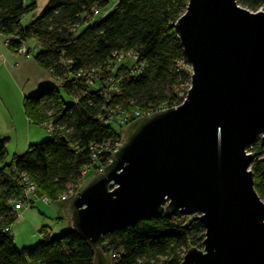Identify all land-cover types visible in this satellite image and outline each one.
Returning a JSON list of instances; mask_svg holds the SVG:
<instances>
[{
	"label": "trees",
	"instance_id": "obj_1",
	"mask_svg": "<svg viewBox=\"0 0 264 264\" xmlns=\"http://www.w3.org/2000/svg\"><path fill=\"white\" fill-rule=\"evenodd\" d=\"M188 2L50 0L38 16L26 21L24 17L37 9L36 1L0 0L5 46L15 53L25 46L30 59L34 57L38 67L58 79L71 99L66 104L54 87L24 98L28 121L38 126L52 123V136L30 145L23 155L14 154L9 163H5L7 139L0 137V264H93L92 249L70 229L52 236L42 228L37 245L15 247L10 232L4 230H11L9 225L17 218L13 207L23 198L21 177L27 175L48 199L71 190L75 194L85 179L83 169H104L117 148L119 132L104 122L113 110L138 109L146 115L180 106L186 96L180 93L190 88L191 72L174 24ZM237 2L251 13L263 8L259 0ZM31 41L36 45L33 50ZM121 53L136 55V61L117 64L115 55ZM247 151L254 153L249 170L255 193L264 203L261 140L257 138ZM93 154H98L95 161ZM204 237L198 215L162 213L107 234L100 249L108 264H181L188 249H202Z\"/></svg>",
	"mask_w": 264,
	"mask_h": 264
},
{
	"label": "water",
	"instance_id": "obj_2",
	"mask_svg": "<svg viewBox=\"0 0 264 264\" xmlns=\"http://www.w3.org/2000/svg\"><path fill=\"white\" fill-rule=\"evenodd\" d=\"M189 0L174 24L190 88L179 107L136 118L110 162L71 197L70 230L108 264L100 246L118 229L164 213L198 215L202 249L181 264H264V203L248 147L264 151V0Z\"/></svg>",
	"mask_w": 264,
	"mask_h": 264
},
{
	"label": "rangeland",
	"instance_id": "obj_3",
	"mask_svg": "<svg viewBox=\"0 0 264 264\" xmlns=\"http://www.w3.org/2000/svg\"><path fill=\"white\" fill-rule=\"evenodd\" d=\"M34 1L37 3V9L35 10L36 13L34 15L38 16L50 0ZM262 9L263 8L260 10ZM4 41L5 38L0 35V55H2L5 59V62L3 63V60L1 59L2 57L0 56V61L2 62V66L0 67V135L13 130L9 133V135L5 136L6 138L9 137L11 139L6 144L7 159L5 163H9L11 159H13L12 157L14 154L19 155L23 152L22 142L25 137L30 135L34 136L32 141L38 144L46 141V139H50L52 136V132L47 128L35 124H27L28 119L23 113L24 98L33 97V95H35L39 90H43L44 88L54 87L59 90L60 96L66 104L70 103L71 99L64 95L62 89H60V82L58 79L53 78L48 71L44 69L39 70L42 75V79H38L39 77L32 78L35 74L34 69H39L35 63L34 57L30 60L24 59L23 56L15 53L14 48H8L7 46L3 47ZM28 45L32 50L36 48V45L32 41L29 42ZM125 62L129 65L133 64L130 59L125 60ZM16 66H19V69H16ZM186 68L191 72L188 63ZM93 87H96L95 89L99 88L96 85ZM185 88L186 85L182 87V89ZM186 93L184 94V92H181L180 94L185 96L187 95ZM123 129L124 128H116L121 137L120 141H118L117 148L122 143ZM251 154L254 153L251 152ZM102 170L103 169L91 171L88 175L91 177L93 174L101 172ZM84 178L85 179L79 187V191L82 185L89 179H87L86 175ZM66 194H68V192ZM33 202V207H27L29 208L28 211L25 209L27 211V215L24 216V218H16V220L9 225L11 228L10 236L13 237L15 247L18 249H24L37 245L42 240V236L40 235V230L42 228H46L48 231H51L52 236H56L62 231L68 229L64 213L61 209L62 207L58 204L59 202L51 200L49 205H45L43 202H40V200L36 199H34ZM67 203L65 204L67 205Z\"/></svg>",
	"mask_w": 264,
	"mask_h": 264
},
{
	"label": "built area",
	"instance_id": "obj_4",
	"mask_svg": "<svg viewBox=\"0 0 264 264\" xmlns=\"http://www.w3.org/2000/svg\"><path fill=\"white\" fill-rule=\"evenodd\" d=\"M94 14L97 15V12L95 11ZM8 42H9V40L6 42V44H8ZM16 53L18 55L23 56L26 60H30V58H31V56H30V54H28V51H27L25 46H20V48L16 49ZM115 59H116L117 64L125 63V60H127V59H130L131 62L134 63L136 61V55H134L132 53H121V54L115 55ZM159 110H166V108H161ZM159 110H157V111H159ZM150 113H152V112H150ZM142 116H146V115H143L142 111H140L138 109H135L134 111H131V112H127L125 110L124 111L113 110L112 113L107 118V120H105L104 122H105V124H107L108 126L114 128L116 130V128L117 129L124 128V126L129 121H131L132 119H136V118H139ZM28 123L31 124L29 121H28ZM42 127L47 128L48 130H50L52 132V129H53L52 123L46 122L42 125ZM116 131H118V130H116ZM99 151L102 152V148ZM249 153H251V151L250 152L247 151V154H249ZM97 155L93 154L92 158L94 161L98 159ZM92 169H93V167L83 169V171L81 172V177H84L87 173L92 171ZM21 180H22L23 191H24L23 198L16 200L14 207H13V212H14V214L17 215V218H21L22 217L21 212L25 211V209H27V207L34 204V202H33L34 199L40 200V202H43L45 205H49V203L51 202L50 198L48 199L45 196L39 195V191H37L35 184L29 179V177L27 175H23L21 177ZM72 196H74L73 190L69 191L68 194L65 193V194L60 195V197H58L57 200L67 203V202H69V200L71 199ZM5 232L9 233L10 229L8 227L5 228L4 233Z\"/></svg>",
	"mask_w": 264,
	"mask_h": 264
},
{
	"label": "crops",
	"instance_id": "obj_5",
	"mask_svg": "<svg viewBox=\"0 0 264 264\" xmlns=\"http://www.w3.org/2000/svg\"><path fill=\"white\" fill-rule=\"evenodd\" d=\"M37 4V3H36ZM36 12H34L33 14H30V16H27V17H24V19L26 20V21H28V20H30L32 17H34V14H35ZM5 46V44L3 43V47ZM1 57H2V55H0ZM3 61V63L5 62V59H4V57H2L1 58ZM2 62L0 61V67L2 66ZM4 65V64H3ZM38 67V66H37ZM16 69H19V66H16L15 67ZM39 69H34L35 70V74H34V76L32 77V78H38V79H42V75H41V73H40V71L39 70H42L40 67H38ZM37 79V80H38ZM25 115V114H24ZM26 117V116H25ZM27 124H29L28 123V120H27ZM30 125V124H29ZM13 131V130H12ZM12 131H9L8 133H4V134H2V135H0V137H3V138H6L5 136H7V135H9V133H11ZM26 134H28V133H26ZM28 135H30V134H28ZM33 138H34V136H32V135H30V136H27V137H25V139H24V141L22 142V146H23V152L21 153V154H19V155H23L24 154V152L30 147V145H35V144H37L36 142H33L32 140H33ZM7 139V143L9 142V140H11L9 137H7L6 138ZM16 155H18V154H16ZM39 195H42V194H40L39 193ZM52 200V199H51ZM53 201H55V202H59L58 204H60V206L62 207L61 209H62V212L64 213V218H65V222L67 223V226H68V229H70V227H71V223H70V221H69V217H68V214H67V212H66V204H65V202H63V201H59V200H53ZM34 206V204L33 205H31L30 207H33ZM29 207V208H30ZM29 208H27V211H28V209ZM26 211V210H25ZM25 211H23V212H21V214H22V217L21 218H24V216H26L27 214V211L25 212ZM25 212V213H24ZM47 230V229H46ZM10 232H11V230H10ZM47 232L49 233V234H51V231H48L47 230Z\"/></svg>",
	"mask_w": 264,
	"mask_h": 264
}]
</instances>
